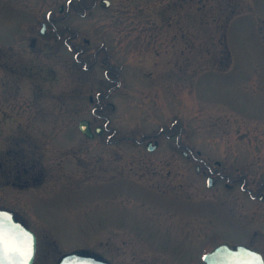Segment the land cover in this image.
<instances>
[{
  "label": "rangeland",
  "instance_id": "1",
  "mask_svg": "<svg viewBox=\"0 0 264 264\" xmlns=\"http://www.w3.org/2000/svg\"><path fill=\"white\" fill-rule=\"evenodd\" d=\"M109 1L0 0V207L67 249L107 227L181 248L152 223L187 215L205 240L264 237V0ZM49 16L62 38L39 34Z\"/></svg>",
  "mask_w": 264,
  "mask_h": 264
},
{
  "label": "flooded vegetation",
  "instance_id": "2",
  "mask_svg": "<svg viewBox=\"0 0 264 264\" xmlns=\"http://www.w3.org/2000/svg\"><path fill=\"white\" fill-rule=\"evenodd\" d=\"M57 20L58 19H53L52 17L48 18V24L44 33H41L42 36H44L48 30L59 38L64 34L57 28L55 24V21ZM38 32L40 34V31ZM8 91L10 92V90ZM7 101V105L11 104V99H8ZM149 141L157 142L154 138L148 137H143L142 140H136L138 144H143L144 142L146 144ZM104 142L107 144H118L119 140H104ZM181 156L184 160H192L195 164L196 171L199 173H208L207 178H211L212 181L217 174L222 176L217 168H213L211 164L206 163L205 160L200 158L199 154L191 152V150L187 148L181 152ZM216 165L219 164L216 163ZM202 167H205V169H203L204 171L201 169ZM248 193L250 199L254 200L257 198V200L254 201L260 204L264 209V192H256L255 194H252V192L248 191ZM16 219L21 221L35 237V254L32 264H57L58 260L64 254L70 252L87 256L95 264H204L205 255L222 244L228 245L231 249L237 245H243L260 254L263 258L264 264V237L248 242L241 240H221L215 242L205 240L202 232L204 229L203 226L200 225L197 220L194 221L195 218H190L188 215L178 217L175 220L171 217H166L163 222H158L154 219L155 221L152 223L157 231L161 229L162 226H166L172 229L171 232H168L170 235L174 237H178L176 234L181 237L185 236L187 241L183 240L182 243L186 247L181 245V248H177L180 243L176 241L174 242V248H167L166 246H163V244L147 245L145 241H136L133 236H130L129 233L124 230L107 227L102 235L103 237L102 240H100L101 243L99 246L90 243L88 246H78L67 249L61 246L62 243L59 238L55 237L54 233L52 234V240H45L42 238V234L38 231L37 227L30 226L19 216H17ZM43 224L48 225L49 223L44 222ZM47 228L51 229L49 226H47ZM120 236H127L129 240L137 243V247H143V250H133L136 254L134 252L132 255L128 254L129 251L123 249L124 243H119L123 240H121ZM127 256H130L131 259H127L126 261Z\"/></svg>",
  "mask_w": 264,
  "mask_h": 264
},
{
  "label": "water",
  "instance_id": "3",
  "mask_svg": "<svg viewBox=\"0 0 264 264\" xmlns=\"http://www.w3.org/2000/svg\"><path fill=\"white\" fill-rule=\"evenodd\" d=\"M101 4L104 8L109 7L108 0H101ZM59 10L61 11L62 7ZM78 128L88 138L102 131L100 127H96L92 132L89 121L85 119L79 121ZM155 145H148V149H153ZM0 222L3 223L6 233V245L0 249V264H32L35 252V239L32 233L16 221L14 214L7 210L0 209ZM78 256L76 253L66 254L61 258L60 264H86V260L80 261ZM204 260L205 264H262L259 254L241 245L233 250L226 245L219 246L206 255Z\"/></svg>",
  "mask_w": 264,
  "mask_h": 264
},
{
  "label": "snow or ice",
  "instance_id": "4",
  "mask_svg": "<svg viewBox=\"0 0 264 264\" xmlns=\"http://www.w3.org/2000/svg\"><path fill=\"white\" fill-rule=\"evenodd\" d=\"M6 245V233L4 230L3 223L0 222V249H3Z\"/></svg>",
  "mask_w": 264,
  "mask_h": 264
}]
</instances>
